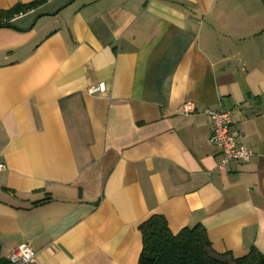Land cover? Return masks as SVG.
<instances>
[{"label":"crops","instance_id":"crops-1","mask_svg":"<svg viewBox=\"0 0 264 264\" xmlns=\"http://www.w3.org/2000/svg\"><path fill=\"white\" fill-rule=\"evenodd\" d=\"M35 1L0 27V261L27 245L33 264H138L153 216L264 255V0L0 10ZM205 110L231 112L248 161L218 171Z\"/></svg>","mask_w":264,"mask_h":264},{"label":"trees","instance_id":"trees-1","mask_svg":"<svg viewBox=\"0 0 264 264\" xmlns=\"http://www.w3.org/2000/svg\"><path fill=\"white\" fill-rule=\"evenodd\" d=\"M34 4L36 1L9 11L0 10V27H9L13 18L27 13ZM138 231L142 238L138 264H264V255L255 249L240 259L214 253L205 230L199 226L184 228L173 235L163 217L153 216ZM0 264L9 263L0 261Z\"/></svg>","mask_w":264,"mask_h":264},{"label":"built area","instance_id":"built-area-1","mask_svg":"<svg viewBox=\"0 0 264 264\" xmlns=\"http://www.w3.org/2000/svg\"><path fill=\"white\" fill-rule=\"evenodd\" d=\"M104 91L103 87L90 88L86 91L90 95L100 96ZM195 107L192 104H185L182 108V114L185 116L194 115ZM211 122V134L209 143L218 147L221 152V162L218 166V171L223 172L228 165L233 163H243L252 157V151L248 148L240 146L231 130L232 115L231 112L225 110H205L203 112ZM6 170L5 163L1 160L0 154V173ZM36 259L35 253L22 245L9 257V262L12 264H33Z\"/></svg>","mask_w":264,"mask_h":264},{"label":"water","instance_id":"water-1","mask_svg":"<svg viewBox=\"0 0 264 264\" xmlns=\"http://www.w3.org/2000/svg\"><path fill=\"white\" fill-rule=\"evenodd\" d=\"M64 8H65V7H62V8H60V9H59V11H60V10H63ZM33 25H34V24H33ZM8 28H11V29H16V28H15V27H13V26H9Z\"/></svg>","mask_w":264,"mask_h":264}]
</instances>
